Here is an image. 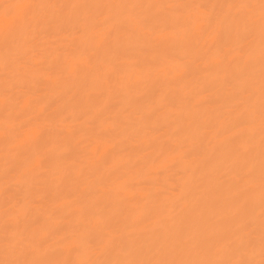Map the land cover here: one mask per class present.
Listing matches in <instances>:
<instances>
[{
	"label": "bare ground",
	"instance_id": "1",
	"mask_svg": "<svg viewBox=\"0 0 264 264\" xmlns=\"http://www.w3.org/2000/svg\"><path fill=\"white\" fill-rule=\"evenodd\" d=\"M0 264H264V0H0Z\"/></svg>",
	"mask_w": 264,
	"mask_h": 264
}]
</instances>
